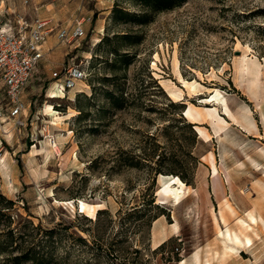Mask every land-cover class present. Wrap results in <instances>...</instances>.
I'll return each instance as SVG.
<instances>
[{
	"label": "rangeland",
	"instance_id": "374dc122",
	"mask_svg": "<svg viewBox=\"0 0 264 264\" xmlns=\"http://www.w3.org/2000/svg\"><path fill=\"white\" fill-rule=\"evenodd\" d=\"M0 10L12 20L45 18L66 28L80 21L84 29L65 42L48 37L21 94L24 124L7 110L0 119V264L20 254V239L7 245L8 230L32 229L29 221L51 264H194L195 253L199 264H264V0H178L173 9L148 12L144 23L120 13L146 12L135 0H0ZM242 54L263 64L252 90L234 69ZM68 64L84 70L88 87L48 98L52 72ZM178 71L199 84L196 94L181 86ZM177 89L181 101L168 94ZM216 89L241 119L218 106L228 123L220 138L214 132L223 122L212 103H201ZM7 100L0 88V105ZM47 104L73 115L54 125ZM188 105L198 108L208 140L183 116ZM53 140L66 142L62 154ZM159 174L184 183L178 203L158 192ZM6 200L14 203L8 208ZM154 204L166 226L179 225L159 249ZM252 211L253 244L223 257L215 217L238 231Z\"/></svg>",
	"mask_w": 264,
	"mask_h": 264
},
{
	"label": "built area",
	"instance_id": "2783aa9c",
	"mask_svg": "<svg viewBox=\"0 0 264 264\" xmlns=\"http://www.w3.org/2000/svg\"><path fill=\"white\" fill-rule=\"evenodd\" d=\"M52 33L65 42L83 37L84 29L80 21L66 28L53 27L45 18H36L33 22L24 18L12 20L8 12L0 10V88L5 90L8 98L5 106L0 105V119L7 110V117L13 118L17 126L24 124L21 116L25 105L21 94L37 75L45 53L44 44ZM51 78L52 87L65 95L85 78V72L78 65L68 64L53 71ZM56 144L53 140L55 151Z\"/></svg>",
	"mask_w": 264,
	"mask_h": 264
},
{
	"label": "bare ground",
	"instance_id": "6f19581e",
	"mask_svg": "<svg viewBox=\"0 0 264 264\" xmlns=\"http://www.w3.org/2000/svg\"><path fill=\"white\" fill-rule=\"evenodd\" d=\"M155 65V63H153ZM263 68V64L256 58V57H247L246 54H242L241 56L237 57L236 61L234 62V69L237 74L238 79H240V83H245V86L247 89L252 90L257 88L256 82L258 81V76L260 75L261 71ZM177 77L179 82L181 83V86L183 88H187L190 93L196 94L197 92V86L199 85L196 81L194 80H186L182 77L180 72H177ZM248 83V84H247ZM83 85L84 87H88V85L83 81L80 80L78 81V85ZM79 91H82L81 89ZM62 93L59 92L58 90L52 88L49 91V94L47 95L48 98L54 99V98H64V95H61ZM168 94L171 96L173 101H181L183 99V89H177V90H169ZM201 103L209 104L212 103V108H210L214 112V116L217 117V119H221L223 123H219L220 128L218 127L214 134L216 137H221L222 132L221 130L223 129L224 126H226L228 123L226 122V119L222 117H218V114L216 113L217 107L221 106L225 114L230 116L232 119L235 121L238 120V122H241V119L237 117L238 115L232 110L231 106L229 105L227 98H226V93L216 89L214 92L210 93L208 96L204 97L201 99ZM45 115H50L53 116V124L57 125L58 121H61L62 118L68 119L70 118L73 114H68V115H59V112L55 109V107L52 104H47L46 109H45ZM199 110L196 106L194 105H188L183 110V116L191 123L194 124V129L196 133L200 137H204L207 140L210 138V134L207 133V131L201 127L198 123V116H199ZM218 119V121H220ZM242 124V123H241ZM257 128V127H256ZM260 134V133H258ZM59 137L63 136L60 134ZM66 142H59V144H56V151L60 154L61 153V148L63 147V144ZM49 153V152H48ZM158 182H159V193H165L169 194L172 196L174 201L176 203L179 202L181 199L182 195L184 194V189L185 185L184 183L177 177L173 175H164V174H159L158 176ZM261 190L264 192V186L260 187ZM68 203H72V201H68ZM80 203V211L84 212L86 209V204L83 203L82 201H79ZM229 208H231L229 206ZM221 211V210H220ZM215 220L218 225V231L216 233L217 240L221 243V252L223 254V257L225 255L230 254L234 248H246L250 247L253 242L248 234V232L252 229L253 226L257 224V217L255 216L254 212H249L247 214L246 221L243 220L240 222L238 226V231L232 230L227 226L226 220L224 219L223 215L220 216V218L215 217ZM221 220V221H220ZM153 231H154V236L155 239H153V247L157 248L160 246L163 242L166 240H163L166 235V225L163 222L156 221V219L153 221ZM221 222L225 225L226 229L223 230L221 227ZM170 230L173 234L177 235L179 233V225L177 222L170 223L169 224ZM195 261L193 262L194 264H199V260L197 259V255L195 253ZM178 264H185V260H182L178 262Z\"/></svg>",
	"mask_w": 264,
	"mask_h": 264
},
{
	"label": "trees",
	"instance_id": "16d2710c",
	"mask_svg": "<svg viewBox=\"0 0 264 264\" xmlns=\"http://www.w3.org/2000/svg\"><path fill=\"white\" fill-rule=\"evenodd\" d=\"M141 7L146 10L140 15H128L124 12H120L124 18L128 20H134L138 23L146 22L145 17L148 12H161L173 9L177 6L178 0H135ZM118 8L113 10V16H116L118 12ZM125 39H128L129 36H124ZM158 86V84H157ZM110 99L113 103H115V96L111 95ZM181 178L185 180V176L181 175ZM187 182V180H185ZM1 196V195H0ZM2 197V196H1ZM4 199V198H3ZM9 205H12L14 202L12 200H6ZM151 203H155L154 198L151 199ZM154 208L159 209L158 204H154ZM165 215L163 209H159V211L155 214L153 220L157 219L158 217ZM10 217V216H9ZM10 219V218H9ZM11 221L9 220V225ZM31 224L32 229H26L25 231H17L14 228H10L7 232V245H13L17 239H20V242L16 244L14 247L15 249H19L20 254L15 255L9 259L11 264H51L52 256L43 251L41 247V241L39 239L36 240V235L34 233V229L36 228L33 226L32 222L29 221ZM48 238L46 242L49 240L50 235L53 233V229L45 230ZM167 243V240L163 242L160 247L164 246Z\"/></svg>",
	"mask_w": 264,
	"mask_h": 264
},
{
	"label": "crops",
	"instance_id": "0c3cea01",
	"mask_svg": "<svg viewBox=\"0 0 264 264\" xmlns=\"http://www.w3.org/2000/svg\"><path fill=\"white\" fill-rule=\"evenodd\" d=\"M156 221H160V222H163V223H164V216L162 215V216L158 217V218L156 219ZM153 224H154V222L152 223V227H151L152 243H153V241H154L153 239H155L154 231H153ZM165 229H166V235H165V238H164L163 240H167L168 238H170V237H172V236H176L175 234H173V233L171 232L169 225H167V226L165 227Z\"/></svg>",
	"mask_w": 264,
	"mask_h": 264
}]
</instances>
